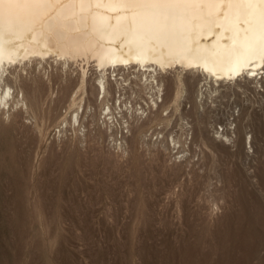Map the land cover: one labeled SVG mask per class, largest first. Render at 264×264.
<instances>
[{
  "label": "bare ground",
  "instance_id": "6f19581e",
  "mask_svg": "<svg viewBox=\"0 0 264 264\" xmlns=\"http://www.w3.org/2000/svg\"><path fill=\"white\" fill-rule=\"evenodd\" d=\"M82 62L91 65V72L73 68ZM55 85L59 95H53ZM240 89L254 99L238 104V110L228 107L232 112L226 118L217 114L226 122L212 135L210 120H221L213 113L216 103L212 108L205 101ZM187 101L189 108L181 113ZM102 106L104 112L98 115ZM43 107L69 111L58 133L78 127L83 148L93 139L94 127L98 134L93 137L106 139L107 151L116 146L121 150L111 153L116 161L128 162L142 150L151 166L162 161L174 175L181 171L167 191L177 222L184 217L187 189L204 177V193L190 202L200 206L202 220L213 224L228 208L229 181L214 161L204 159L206 154L215 159L218 146L225 147L235 162H243L249 185L261 186L257 169L264 160V0H0V114L7 110L8 118L34 116ZM171 108L186 120L177 119L184 124L178 126L182 137L167 129L174 136L170 145L169 133L166 140L160 127L161 137L149 144L146 129L156 125L157 130ZM33 118L31 126L36 125ZM116 124L127 130L121 126L117 133L125 143L116 139ZM193 141L195 148L205 150L198 152L201 159L194 160L198 156L192 152L189 158L186 151V156L175 157V150L190 151L184 144Z\"/></svg>",
  "mask_w": 264,
  "mask_h": 264
},
{
  "label": "rangeland",
  "instance_id": "374dc122",
  "mask_svg": "<svg viewBox=\"0 0 264 264\" xmlns=\"http://www.w3.org/2000/svg\"><path fill=\"white\" fill-rule=\"evenodd\" d=\"M90 66L82 62L73 68L91 72ZM56 87L52 88L53 95L60 94ZM240 91L237 96L235 93L218 96L223 105L218 97L208 102L212 101L207 99L210 94L205 102L212 108L216 103L213 113L216 117L224 113L221 116L226 118L228 107L233 111L254 99L251 92ZM189 105L188 101L183 102L180 112H185ZM171 109V115L164 124H159L158 131L156 125L146 129L149 144L159 137L160 127V135L167 133V137L169 133V142L174 136L167 129L182 137L178 126H183L186 120L179 117L182 123L178 121L179 112ZM46 110L43 107L34 116L24 113L8 118L7 110L0 114V264H264V160L257 169V173L261 172L260 189H254L255 186L249 185L252 181L243 162H235L237 159L225 147L218 146L215 159L206 154L204 159L218 162L214 163L215 169L229 181L228 208L213 224L202 220L200 206L190 202L204 193L205 178L199 177V184L195 182L187 189V198H183L184 217L178 223L173 214L172 194L167 191L180 179L181 171L174 175L161 166L162 161L154 164L152 161L151 166L142 150L135 152L128 162L116 161L111 153L121 150L112 144L117 149L108 147L107 151L106 139L94 138L98 134L94 127H90L93 139H88L83 148L78 127L69 126L64 134L58 133L68 110L65 107L58 112ZM97 111L98 115L103 113L104 107ZM30 117H34L36 125H30ZM213 118L212 135L217 129L221 132L222 123L226 122L220 117L223 121L219 124ZM192 120L195 123L194 117L190 120L194 124ZM116 126L120 128L117 131L116 127L114 134L124 128L121 124ZM117 138L118 142L126 141L118 134ZM193 145L194 141L184 144L191 149L188 152L181 144L184 151L179 154L180 150H175L174 154L179 155L175 157L186 156L183 155L186 151L188 157L192 152L198 156L194 160L201 159L199 153L204 148L201 150L197 143L196 148ZM193 155L189 158L193 159ZM209 174L214 176L215 172Z\"/></svg>",
  "mask_w": 264,
  "mask_h": 264
}]
</instances>
